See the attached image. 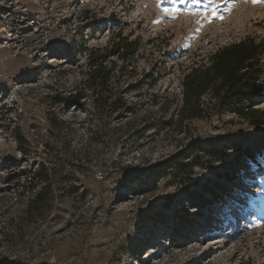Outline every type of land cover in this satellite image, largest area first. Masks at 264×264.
Masks as SVG:
<instances>
[{"label":"rangeland","instance_id":"rangeland-1","mask_svg":"<svg viewBox=\"0 0 264 264\" xmlns=\"http://www.w3.org/2000/svg\"><path fill=\"white\" fill-rule=\"evenodd\" d=\"M117 31L138 43L117 84L131 112L82 89L89 50ZM246 38L264 39V2L0 0V264H264V125H168L183 73ZM174 163L186 185L165 176Z\"/></svg>","mask_w":264,"mask_h":264},{"label":"trees","instance_id":"trees-1","mask_svg":"<svg viewBox=\"0 0 264 264\" xmlns=\"http://www.w3.org/2000/svg\"><path fill=\"white\" fill-rule=\"evenodd\" d=\"M137 51V40L123 36L121 31L113 34L108 45L89 50L82 89L91 93L94 107L110 108L112 113L125 109L131 112L128 99L122 94L124 87L117 84L125 70L124 63L132 59ZM263 56L264 39L246 38L221 46L205 60L193 63L183 73L180 98L168 125H178L179 130L186 131L187 123L191 120L232 113L252 126H263L264 109L255 107L256 99H264ZM113 58L122 62L121 65H117ZM80 98L81 94L72 100L73 106L79 103ZM170 101L169 95H165L161 101L154 99V103L164 111L169 110ZM195 148L198 153L202 151L198 145ZM176 166L177 163L165 166V176L172 183L181 181L186 185L187 181H182V178L190 176V172L179 173ZM35 178L39 177L33 173L30 179ZM39 180L47 188L50 187L49 169L43 171ZM51 200L52 195L48 193V201ZM33 203H40L38 207L44 206V188L35 195Z\"/></svg>","mask_w":264,"mask_h":264},{"label":"snow or ice","instance_id":"snow-or-ice-1","mask_svg":"<svg viewBox=\"0 0 264 264\" xmlns=\"http://www.w3.org/2000/svg\"><path fill=\"white\" fill-rule=\"evenodd\" d=\"M252 2L253 3H261V2H264V0H252ZM212 16H216V13L214 11L212 12ZM248 191H249V185H248L246 179H242L241 185L238 189V193L241 196L247 197ZM261 191H262V194L259 197V199L264 200V189H262Z\"/></svg>","mask_w":264,"mask_h":264},{"label":"bare ground","instance_id":"bare-ground-1","mask_svg":"<svg viewBox=\"0 0 264 264\" xmlns=\"http://www.w3.org/2000/svg\"><path fill=\"white\" fill-rule=\"evenodd\" d=\"M160 234V230H158L157 232H156V235L158 236ZM158 239V237L157 238H155L154 239V241H156ZM147 240H146V236H144V235H142L139 239H136L135 240V243H132L131 245H130V248H135L136 247V245L137 246H139V245H142V244H147ZM136 244V245H135ZM160 250L161 249H158L157 250V252H156V254H154L153 256H155V255H157L159 252H160ZM150 264H153V260L151 259V263Z\"/></svg>","mask_w":264,"mask_h":264}]
</instances>
